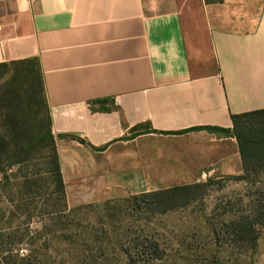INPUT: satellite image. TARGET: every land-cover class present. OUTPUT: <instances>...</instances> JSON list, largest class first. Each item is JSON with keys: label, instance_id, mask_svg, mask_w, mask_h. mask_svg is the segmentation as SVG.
I'll return each mask as SVG.
<instances>
[{"label": "crops", "instance_id": "1", "mask_svg": "<svg viewBox=\"0 0 264 264\" xmlns=\"http://www.w3.org/2000/svg\"><path fill=\"white\" fill-rule=\"evenodd\" d=\"M31 59L69 207L243 173L237 140L205 128L264 109V0H0V64Z\"/></svg>", "mask_w": 264, "mask_h": 264}, {"label": "rangeland", "instance_id": "2", "mask_svg": "<svg viewBox=\"0 0 264 264\" xmlns=\"http://www.w3.org/2000/svg\"><path fill=\"white\" fill-rule=\"evenodd\" d=\"M183 18L188 32L187 11ZM192 36L200 52L194 67L213 69L200 19ZM48 148H31L25 164L16 150L0 155V264H264V229L254 250L227 231L230 221L250 214L262 184L207 179L196 201L161 214L134 207L119 188L97 205L73 208L56 193Z\"/></svg>", "mask_w": 264, "mask_h": 264}, {"label": "trees", "instance_id": "3", "mask_svg": "<svg viewBox=\"0 0 264 264\" xmlns=\"http://www.w3.org/2000/svg\"><path fill=\"white\" fill-rule=\"evenodd\" d=\"M222 1L205 0L206 3ZM231 119V129H205L231 136L238 142L243 173L229 178L230 180L243 181L250 186L263 185L262 189H256L257 196L252 203L250 214L230 221L227 230L234 243L254 250L260 230L264 229V109L234 114ZM42 143H49L50 152L47 157L52 165L50 172L54 177L55 190L68 206L39 62L37 59H31L0 64V155L6 148L16 150V161L23 159L21 162L25 164L28 162L31 148ZM208 184L200 182L162 191L128 195L134 207L145 208L151 214H161L196 201ZM23 186L27 189V180ZM93 205L97 204L86 206ZM19 264L30 263L21 259Z\"/></svg>", "mask_w": 264, "mask_h": 264}]
</instances>
